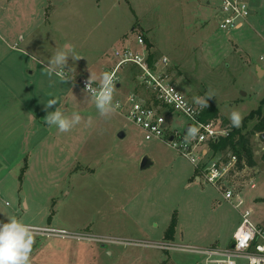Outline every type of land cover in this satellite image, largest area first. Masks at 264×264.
<instances>
[{
	"label": "rangeland",
	"instance_id": "obj_1",
	"mask_svg": "<svg viewBox=\"0 0 264 264\" xmlns=\"http://www.w3.org/2000/svg\"><path fill=\"white\" fill-rule=\"evenodd\" d=\"M248 5L255 14L232 34L219 29V0H0V18L10 29L16 20L12 10L28 9L24 22L34 24L45 49L55 53L71 43L75 53L85 57L68 61L83 80L91 73L98 79L105 71L111 73L117 49L143 50L138 44L141 33L156 63L168 58L173 83L191 103L209 89L216 93L208 107L220 112L225 128L231 126L233 109L244 119L260 107L264 114V74L258 72L264 71V0H249ZM20 21L14 25L25 28ZM1 25L0 35L9 43ZM133 27L129 41L119 37ZM22 35L27 37L25 31ZM130 68L124 66L121 72L139 76ZM76 78L67 84L51 79L52 87L58 85L48 94L29 85L32 94L22 96L28 121L15 118L14 110L1 112L10 96L0 94V222L16 217L31 228L64 230L73 236L34 235L31 264H206L193 250L228 248L241 223L238 210L208 183L198 182L195 167L165 139L146 141L144 132L119 112L102 118L95 104L85 100ZM138 92L150 106L161 107L142 86ZM128 95L118 97L125 100ZM52 98L68 115L77 111L82 116L70 132L60 133L45 123L47 113L59 107L45 111V102ZM11 104L18 103L14 99ZM161 111L166 128L182 135L187 119L164 107ZM260 118L249 120L244 133ZM250 145L257 166L248 171L255 176L254 188L247 184V175L243 187L248 186L238 195L241 212L251 211L252 223L264 228L261 134L252 136ZM145 158L153 164L143 170ZM174 219L176 236L168 240ZM79 235L84 238H76ZM92 237L110 242L89 240ZM161 244L172 249H161Z\"/></svg>",
	"mask_w": 264,
	"mask_h": 264
},
{
	"label": "built area",
	"instance_id": "obj_2",
	"mask_svg": "<svg viewBox=\"0 0 264 264\" xmlns=\"http://www.w3.org/2000/svg\"><path fill=\"white\" fill-rule=\"evenodd\" d=\"M249 0H219L222 17L219 22V29L223 33H231L238 30L245 24L247 18L251 16L248 5ZM138 44L143 47V51H135L131 48H121L114 52L113 59L117 62L112 74L116 80V90L119 86V73L124 66H131L138 72L139 85L146 91L155 95L161 103V107L150 106L138 94H129L125 100H121L114 95V103L119 104L116 112L123 114L129 121L133 122L145 134V140H164L183 157H185L197 172L200 182H206L215 188L222 199L231 203L239 212L241 223L233 235L232 245L228 248L211 247L209 249H196L193 252L202 255L206 264H264V228L252 223V212H241L243 201L239 193L244 188L251 185L255 176L248 174L249 167L233 152H215L210 147L211 144H218L221 139L227 138L230 130L223 126L219 119L208 122L201 120L203 110L198 105L191 103L180 89L173 83L166 67L168 58L164 57L159 63L153 65L149 62V53L145 51V43L142 36L138 37ZM264 60V57H261ZM80 81L82 89L85 82ZM93 87L98 84L93 83ZM116 93V92H115ZM179 96L180 99H176ZM179 105V107L177 106ZM164 107L174 114L184 116L191 127L198 129L197 134L188 136L185 131L181 135L178 131L170 132L166 128V114L161 111ZM186 126V128H187ZM185 128V129H186ZM187 130V129H186ZM173 137V141H170ZM249 175L247 182L244 177ZM254 188L253 185H251ZM236 199V201H235ZM34 235L46 237L72 238V234L62 230L34 229ZM76 238L83 239V235ZM99 242L108 243L110 241L101 238H89ZM161 249H172L166 244L158 246ZM174 248V247H173Z\"/></svg>",
	"mask_w": 264,
	"mask_h": 264
},
{
	"label": "clouds",
	"instance_id": "obj_3",
	"mask_svg": "<svg viewBox=\"0 0 264 264\" xmlns=\"http://www.w3.org/2000/svg\"><path fill=\"white\" fill-rule=\"evenodd\" d=\"M69 58L72 61H78L85 57L76 54L71 43H65L52 54L46 63H42L44 65L42 70L49 78L57 77L62 84H67L70 81L75 83L76 69L75 66H68ZM94 82L95 77L91 73L83 89L86 94L85 100H91L99 115L109 119L119 108V104L114 103L115 76L105 71L99 77L98 87H93ZM215 95L216 93L209 89L204 97L194 96L193 102L203 110L209 106L208 100ZM176 99H180V97L177 96ZM56 105L59 107L48 112L44 118L49 127L55 126L60 133H67L82 122V116L79 112L73 111L71 115H68L64 106L59 104L55 98L45 102V111ZM177 106L179 107V105ZM243 119V115L236 109H233L229 115L232 127L239 128ZM197 132L196 127H189L186 134L194 137ZM7 218L8 222H0V264H31L30 257L35 244V236L31 226L16 217Z\"/></svg>",
	"mask_w": 264,
	"mask_h": 264
},
{
	"label": "crops",
	"instance_id": "obj_4",
	"mask_svg": "<svg viewBox=\"0 0 264 264\" xmlns=\"http://www.w3.org/2000/svg\"><path fill=\"white\" fill-rule=\"evenodd\" d=\"M28 13H29V10L24 8L23 6H18L14 8L12 10L11 17H15L16 20L13 19V24L9 25L11 26L10 29L7 28L8 25H6L5 23L4 25H1L2 19L0 18V25H1L2 32H4V35L9 36L12 40L10 41L11 43L10 42L8 43L3 38V36L0 35V42L2 45L4 44V48L2 45H0V94L4 96L7 94L10 96V98L6 102L7 104L6 107L1 109V112H4V111L11 112V110H14L12 112L14 113L13 116L19 120L21 116L25 118L26 114L29 113L27 112L28 111L27 107L23 105L24 99H22V96L25 97L29 94H32V91H30L31 89L29 88V85L36 84L39 92L42 91V93L46 92V94H48V92L54 91L53 88H57L56 85L59 84L58 82H56V81H59L57 77L56 78L58 80H56L54 76L49 78L48 75L42 70V67L44 66L42 63H46L48 59H50L52 54L54 53L44 48V41L42 40L43 38L41 37V35L39 36L35 35V31L33 29L34 24L33 23H32L33 25L30 24V22H28V24L25 23L27 22L25 21V19ZM254 14H255V11L251 10V16H253ZM33 15H34V12H33ZM18 16H20V18ZM20 20L23 21L22 23L27 25L25 26L26 29L25 28L21 29L22 26L19 27L18 24L14 25L15 21H20ZM29 25H32V27ZM16 31L18 35H16ZM24 31L26 32V36H27L26 38H24V36L22 35ZM135 31H136V28L133 27L131 31L130 29H128L127 33L124 34L125 32L124 31L121 35H119V37H121V39H123L124 41H129L128 36L130 32L132 33ZM234 32H236V30ZM140 36H142L141 33H140ZM113 38L116 41L121 40V39H118L117 36H114ZM123 48H126V47H123ZM135 51H143V50H135ZM145 51L147 53H151L147 49H145ZM33 54L39 55V58L41 59L36 61L35 57L31 56ZM72 66L73 65H70L69 67H72ZM130 69L136 70L133 67H131ZM261 73L263 75L264 71H262ZM80 74L81 73L79 72V70L76 69V77L78 78V82L83 80V78L80 77L81 76ZM126 74L127 73H123L122 71L118 75L119 76V84H118L119 88H118V93L116 94V96L117 97L118 95L125 96V94L136 93L141 98H143L138 92L140 86L138 85L139 82L137 81L138 80L137 76L134 75V76H131L130 78ZM51 79H54L53 81H55V83H58V84H55V87H52L50 85ZM30 81H31V84H29ZM94 83L99 84L98 77L97 78L95 77ZM57 90L60 94L61 90L55 89V91ZM14 99H16L18 103L16 106H12L11 104V100H14ZM145 101L147 102V100ZM13 107H16V108H13ZM16 112H19V113L16 114ZM43 112L44 110H41L40 114H44ZM28 116L30 117L29 114ZM25 120L28 121L29 118L26 117ZM30 120H32V122L29 121L28 126H32L31 124H33V119H30ZM152 164L153 163H151L150 166H152ZM195 176H196L197 181L200 182L199 179L197 178L198 176L197 175ZM238 226L236 230L238 229ZM236 230L234 231V233L236 232Z\"/></svg>",
	"mask_w": 264,
	"mask_h": 264
},
{
	"label": "trees",
	"instance_id": "obj_5",
	"mask_svg": "<svg viewBox=\"0 0 264 264\" xmlns=\"http://www.w3.org/2000/svg\"><path fill=\"white\" fill-rule=\"evenodd\" d=\"M155 54L149 53V62L153 65L155 62ZM264 103V102H263ZM201 120L203 122H208L214 119L219 118L218 110L214 107H208L206 110L203 111ZM261 117L259 119V122L253 127L251 132L244 133L247 124L249 120L254 119V117ZM225 123H227L225 121ZM230 130V134L227 138L221 139V141L218 144H211V149L215 152H222L224 151H232L234 154H236L239 158L240 162H243L249 167L250 169H255L256 163L254 161V154L253 149L250 145V140L252 136H255L256 134H262L264 133V114L262 111V107H260L258 110L253 111L248 117H246L243 121V125L241 128H236L229 126L227 127ZM197 175V173H196ZM176 226H177V220L174 219L172 224L169 227V230L166 232V239L173 240L175 233H176Z\"/></svg>",
	"mask_w": 264,
	"mask_h": 264
},
{
	"label": "water",
	"instance_id": "obj_6",
	"mask_svg": "<svg viewBox=\"0 0 264 264\" xmlns=\"http://www.w3.org/2000/svg\"><path fill=\"white\" fill-rule=\"evenodd\" d=\"M258 72H259V75H260V73L262 72L259 68H258ZM189 127H191V125L189 124L188 126H187V128L186 129H188ZM186 131L187 130H185V133H186ZM124 136H125V134L124 133H121L120 134V138H124ZM261 138L264 140V133H262L261 134ZM173 137H170V141H173ZM150 161L147 159V158H145L143 161H142V164H141V169H143V170H145V169H147L149 166H150Z\"/></svg>",
	"mask_w": 264,
	"mask_h": 264
}]
</instances>
